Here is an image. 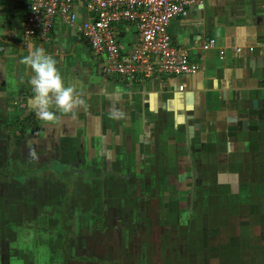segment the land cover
Masks as SVG:
<instances>
[{"label":"crops","instance_id":"obj_1","mask_svg":"<svg viewBox=\"0 0 264 264\" xmlns=\"http://www.w3.org/2000/svg\"><path fill=\"white\" fill-rule=\"evenodd\" d=\"M28 5L0 0V264H264V0H203L172 19L197 73L130 83L60 18L23 47ZM74 9L78 25L92 19L85 0ZM113 29L128 55L135 24ZM30 45L86 101L75 119L37 117ZM180 187L198 209L158 210Z\"/></svg>","mask_w":264,"mask_h":264},{"label":"built area","instance_id":"obj_2","mask_svg":"<svg viewBox=\"0 0 264 264\" xmlns=\"http://www.w3.org/2000/svg\"><path fill=\"white\" fill-rule=\"evenodd\" d=\"M203 0H85V9L92 16L78 25L74 0H29L22 27L21 43L27 47L34 40L47 41L55 19L77 27L95 55L105 54L104 72L130 83L139 77L149 78L158 72L168 76L194 75L198 66L186 50L174 46L169 25L174 18L187 17L193 6ZM133 22L137 40L133 50L122 53L113 26ZM215 45L210 39L207 50ZM264 48V41L261 43ZM240 54V49H235ZM224 51H220L223 57Z\"/></svg>","mask_w":264,"mask_h":264},{"label":"clouds","instance_id":"obj_3","mask_svg":"<svg viewBox=\"0 0 264 264\" xmlns=\"http://www.w3.org/2000/svg\"><path fill=\"white\" fill-rule=\"evenodd\" d=\"M20 62L30 69L28 82L34 94L31 103L41 121L56 125L61 119L57 113L75 119L78 110L86 109L81 93L65 84L56 59L42 47L30 45L28 54ZM29 155L34 161L39 159L35 151H30Z\"/></svg>","mask_w":264,"mask_h":264},{"label":"flooded vegetation","instance_id":"obj_4","mask_svg":"<svg viewBox=\"0 0 264 264\" xmlns=\"http://www.w3.org/2000/svg\"><path fill=\"white\" fill-rule=\"evenodd\" d=\"M141 189L142 188L140 186H130V187L127 188L126 193H128V191H130V192L131 191H136L137 192V191H140ZM153 189H154V187H153ZM165 189H167V187L159 186V187H157L156 191L159 192V193L165 194V192H164ZM71 191H72V189H71ZM71 191L68 193V195L66 194L67 196H66V198L63 201V207L62 208H63V213L64 214L66 212H68L69 210H72L71 205H70ZM184 191L185 190L181 189V187H180L179 190L175 192V193L179 192V194L176 195L175 199L171 196V202L170 203H168V199L166 200V202H162V201L159 202L158 201L159 202V204L157 206L158 210H164L165 211V210H168L169 207H170V209L177 208L178 206H174L173 205L174 201H176L177 205L181 206V209H183V208H186V209L188 208V209H191V210L198 209L195 206V204H194V202H196V201H194L193 199L189 201V197H192V196H190L189 194H185L187 196L184 197ZM144 192H145V190H144ZM172 194H174V193L172 192ZM194 197H196V196L194 195ZM184 199L186 200V202H188V203H186V204H188V206L184 202H182V200H184ZM172 200H174V201H172ZM159 237L161 238V240H163L164 238L166 240V237L161 233V231H159Z\"/></svg>","mask_w":264,"mask_h":264},{"label":"rangeland","instance_id":"obj_5","mask_svg":"<svg viewBox=\"0 0 264 264\" xmlns=\"http://www.w3.org/2000/svg\"><path fill=\"white\" fill-rule=\"evenodd\" d=\"M55 169H59L58 167L56 168L55 167ZM57 172H59V170L57 171ZM73 191H74V188H73ZM80 191V190H79ZM78 191V192H79ZM82 192V191H81ZM194 204H195V206L197 207L198 206V202H194ZM169 209H170V207H169ZM168 251L174 256V255H177L178 257H181L182 256V254H183V251H181V250H177V249H174V250H172V249H168ZM196 251H197V249H196ZM197 255V254H196ZM161 256V255H160Z\"/></svg>","mask_w":264,"mask_h":264}]
</instances>
